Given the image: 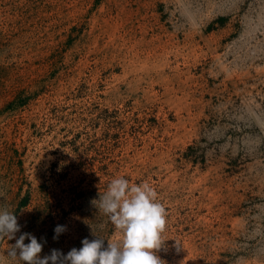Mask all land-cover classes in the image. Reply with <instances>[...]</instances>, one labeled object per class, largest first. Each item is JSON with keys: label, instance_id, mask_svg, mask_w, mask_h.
<instances>
[{"label": "rangeland", "instance_id": "obj_1", "mask_svg": "<svg viewBox=\"0 0 264 264\" xmlns=\"http://www.w3.org/2000/svg\"><path fill=\"white\" fill-rule=\"evenodd\" d=\"M116 177L158 193L165 264H264V0H0V259L118 242Z\"/></svg>", "mask_w": 264, "mask_h": 264}, {"label": "clouds", "instance_id": "obj_2", "mask_svg": "<svg viewBox=\"0 0 264 264\" xmlns=\"http://www.w3.org/2000/svg\"><path fill=\"white\" fill-rule=\"evenodd\" d=\"M98 202L99 209L117 230L118 242H108L105 247L103 239L85 238L79 249L73 248L66 255L53 249L42 258L43 243L31 233H22L5 256L19 264H49L50 261L51 264H165L157 252L164 243L162 233L166 229L167 210L150 183L135 184L124 177L113 178ZM20 227L14 212L0 207V240L14 239ZM66 230V225H57L53 239H58ZM0 264L8 262L0 259Z\"/></svg>", "mask_w": 264, "mask_h": 264}]
</instances>
